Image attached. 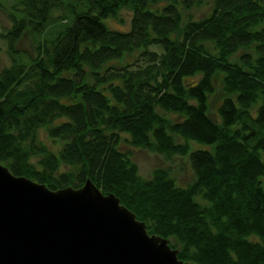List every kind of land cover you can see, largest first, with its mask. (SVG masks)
Masks as SVG:
<instances>
[{
  "label": "trees",
  "instance_id": "trees-1",
  "mask_svg": "<svg viewBox=\"0 0 264 264\" xmlns=\"http://www.w3.org/2000/svg\"><path fill=\"white\" fill-rule=\"evenodd\" d=\"M203 3L12 0L0 165L50 190L90 180L182 262L264 264V0L183 18ZM122 10L128 24L112 27ZM131 149L187 157L194 179L177 186L161 167L144 179Z\"/></svg>",
  "mask_w": 264,
  "mask_h": 264
},
{
  "label": "water",
  "instance_id": "water-1",
  "mask_svg": "<svg viewBox=\"0 0 264 264\" xmlns=\"http://www.w3.org/2000/svg\"><path fill=\"white\" fill-rule=\"evenodd\" d=\"M86 180L50 190L0 165V264H188Z\"/></svg>",
  "mask_w": 264,
  "mask_h": 264
},
{
  "label": "rangeland",
  "instance_id": "rangeland-1",
  "mask_svg": "<svg viewBox=\"0 0 264 264\" xmlns=\"http://www.w3.org/2000/svg\"><path fill=\"white\" fill-rule=\"evenodd\" d=\"M12 0H0V71L4 66H8L10 63L9 56L6 52L5 40L1 37V34L5 29L9 28L10 22L7 18V10L10 9ZM211 0H204L203 5L200 7L192 8L191 11H183V18L190 15L192 19L198 20L209 12ZM61 13L55 12V15ZM120 18L124 21V24H120L116 21L111 22V26L114 28H122L128 24L130 19V13L126 10H122L119 13ZM18 52L23 56L30 55L33 48V42L29 36L24 35L18 45ZM217 92L209 99V115L215 121H218L216 115V108L219 103V84L216 83ZM191 148H201L204 146H198L191 143ZM133 161L136 163L138 168V174L147 179L151 176V173L156 168H166L170 175L175 179L177 186H183L190 183L193 179V172L189 166L187 157L173 156L165 158L163 155L155 154L144 149H131ZM146 231V228H145ZM147 233V231H146ZM152 235V234H149Z\"/></svg>",
  "mask_w": 264,
  "mask_h": 264
}]
</instances>
